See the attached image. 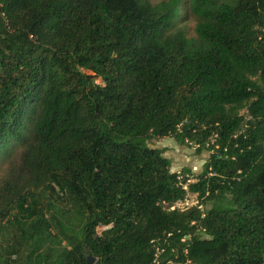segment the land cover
Instances as JSON below:
<instances>
[{"label": "trees", "instance_id": "trees-1", "mask_svg": "<svg viewBox=\"0 0 264 264\" xmlns=\"http://www.w3.org/2000/svg\"><path fill=\"white\" fill-rule=\"evenodd\" d=\"M0 169V264H264V0H0Z\"/></svg>", "mask_w": 264, "mask_h": 264}, {"label": "rangeland", "instance_id": "rangeland-1", "mask_svg": "<svg viewBox=\"0 0 264 264\" xmlns=\"http://www.w3.org/2000/svg\"><path fill=\"white\" fill-rule=\"evenodd\" d=\"M153 4L159 3L161 0H150ZM180 13L178 9L177 14ZM192 21L188 22V33L193 34ZM148 146L151 148H159L165 150L164 156L170 160V171L179 173L183 170H189L188 178L193 181L194 178L201 172L202 165L209 156V153L205 150L201 152L196 151V146L193 144L179 145L171 137H165L160 139H152L148 141ZM2 171L0 169V179ZM196 204L195 195L188 194L184 201L178 202L175 206L179 209H185L187 207ZM7 226V229H6ZM104 228L98 227L97 231L100 233ZM8 223L0 221V246H3L5 239L8 238L7 231H9Z\"/></svg>", "mask_w": 264, "mask_h": 264}, {"label": "water", "instance_id": "water-1", "mask_svg": "<svg viewBox=\"0 0 264 264\" xmlns=\"http://www.w3.org/2000/svg\"><path fill=\"white\" fill-rule=\"evenodd\" d=\"M94 258L93 257H88L87 258V264H93Z\"/></svg>", "mask_w": 264, "mask_h": 264}]
</instances>
